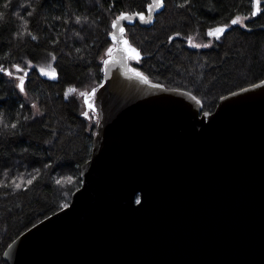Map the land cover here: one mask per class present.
Listing matches in <instances>:
<instances>
[{
    "label": "water",
    "instance_id": "obj_1",
    "mask_svg": "<svg viewBox=\"0 0 264 264\" xmlns=\"http://www.w3.org/2000/svg\"><path fill=\"white\" fill-rule=\"evenodd\" d=\"M164 8L112 21L103 80L83 92L97 124L81 185L6 247L8 264H264V78L203 111L135 69L126 27Z\"/></svg>",
    "mask_w": 264,
    "mask_h": 264
},
{
    "label": "trees",
    "instance_id": "obj_2",
    "mask_svg": "<svg viewBox=\"0 0 264 264\" xmlns=\"http://www.w3.org/2000/svg\"><path fill=\"white\" fill-rule=\"evenodd\" d=\"M149 1L0 0V264L15 238L69 204L81 185L97 121L66 91L102 82L112 21ZM260 8L253 15V0H165L152 26L127 25L144 55L130 64L212 111L222 96L264 78V0ZM241 15L244 24H231ZM215 26L226 29L221 39L208 36ZM192 36L204 45L191 46ZM48 53L52 76L38 68Z\"/></svg>",
    "mask_w": 264,
    "mask_h": 264
},
{
    "label": "rangeland",
    "instance_id": "obj_3",
    "mask_svg": "<svg viewBox=\"0 0 264 264\" xmlns=\"http://www.w3.org/2000/svg\"><path fill=\"white\" fill-rule=\"evenodd\" d=\"M253 4H254V9H255V0H253ZM260 4H261V0H260ZM241 18V24H244V21L246 19V16H239ZM189 43L191 46H196V45H199V47L203 46L204 44L200 41V39L196 38L195 36H192L190 39H189ZM197 47V46H196ZM108 52V51H107ZM107 52H105L103 54V57L104 58L107 54ZM38 68L40 69L41 73L44 74V75H50L52 74L53 72V56L51 54H46L44 55L43 58H41L39 64H38ZM20 82V81H19ZM98 83H96L95 81L92 82V84H86V85H83V86H80L78 89L76 88H73V87H70L69 89H67L66 91V94H68L69 90L70 89H73L76 91V96L79 98L80 102H81V111L82 113L87 117V108L83 102V92L84 91H89L90 89L92 88H96L98 87ZM96 117V116H95ZM89 118V117H88ZM92 117H90L89 119H91ZM97 121V120H96ZM97 124V123H96Z\"/></svg>",
    "mask_w": 264,
    "mask_h": 264
},
{
    "label": "snow or ice",
    "instance_id": "obj_4",
    "mask_svg": "<svg viewBox=\"0 0 264 264\" xmlns=\"http://www.w3.org/2000/svg\"><path fill=\"white\" fill-rule=\"evenodd\" d=\"M157 4L162 6L163 5V0H157ZM149 11L151 12V7L149 8ZM260 11H261L260 0H255V11L252 14L256 15ZM0 18H2V14H0ZM125 19H127V17L125 15H121L118 18V20L112 24V27L116 28L117 24L119 23V21H122V20H125ZM139 19L141 21H144L145 17L142 14H139ZM240 22H241V18L240 17H236V18L232 19L231 24L236 25V24H238ZM225 30H226L225 27H217L214 30L209 31L208 35L209 36H214L216 38H219L225 32ZM120 31L123 32L124 29L121 28ZM124 43H125V45H127L128 42L124 41ZM196 46L199 47V45H196ZM127 50L129 52H131V53H134L135 54V58L139 59L140 53L135 48L129 47ZM109 52H111V49H109ZM0 71H2V70H0ZM8 75H11V73H8ZM138 75H139V73H138ZM18 86L20 88V91L23 92L24 91V79H23V77L20 78V83H19ZM73 91H75V90H73V89L69 90V92H73ZM29 183H31V181H29ZM19 186L20 185H17V187H19ZM137 203H139V201H137Z\"/></svg>",
    "mask_w": 264,
    "mask_h": 264
},
{
    "label": "flooded vegetation",
    "instance_id": "obj_5",
    "mask_svg": "<svg viewBox=\"0 0 264 264\" xmlns=\"http://www.w3.org/2000/svg\"><path fill=\"white\" fill-rule=\"evenodd\" d=\"M223 35V34H222ZM222 35L219 37V38H216V39H221ZM44 75V74H43ZM45 76H52V74L50 75H45ZM22 77V75L20 76ZM76 92V91H75ZM84 102V100H83ZM87 110V117H93L95 120H97V118L95 117L96 116V111L95 110H92V109H86Z\"/></svg>",
    "mask_w": 264,
    "mask_h": 264
}]
</instances>
